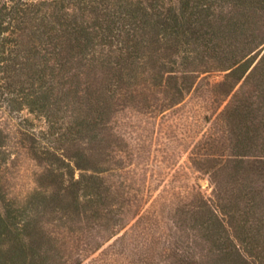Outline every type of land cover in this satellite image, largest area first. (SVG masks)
<instances>
[{
  "label": "trees",
  "instance_id": "obj_1",
  "mask_svg": "<svg viewBox=\"0 0 264 264\" xmlns=\"http://www.w3.org/2000/svg\"><path fill=\"white\" fill-rule=\"evenodd\" d=\"M214 74L187 158L210 196L117 187L125 112L163 115ZM2 110L26 114L39 171L9 193L0 129V264H264V0H0Z\"/></svg>",
  "mask_w": 264,
  "mask_h": 264
},
{
  "label": "rangeland",
  "instance_id": "obj_2",
  "mask_svg": "<svg viewBox=\"0 0 264 264\" xmlns=\"http://www.w3.org/2000/svg\"><path fill=\"white\" fill-rule=\"evenodd\" d=\"M219 79L218 74L209 76L208 81H201L183 104L155 118L149 119L146 109L138 112L129 109V112H125L123 119L115 124L114 140L122 134L118 132L121 125L122 130L128 134L131 144H134L137 155L129 156L124 146L120 148L123 153L114 149V168L117 170L115 176L122 174L124 178V180L115 178L117 187L121 180L125 186L150 189L151 200L162 195L172 197L178 190L186 193L192 188L199 190L206 197L210 196L208 178L193 172L187 158L194 141L208 128L203 118L217 110V104L212 103L208 95V87ZM25 117V113L0 111V129L3 131L9 153V161L4 168V184L9 193L17 197H22L35 188V179L39 171L36 162L27 152L28 141L18 131V124H21L22 128L29 127L28 123L22 121ZM34 125L37 129L40 126L36 121ZM120 156L123 159L121 165ZM121 166V170L117 169ZM134 177L135 180L132 181ZM136 181L138 182L135 183ZM150 204L145 206V210ZM162 211L157 212V222L164 228L161 220L165 218V222L170 224L172 217L163 212L161 219ZM162 230L166 231L165 234H173L169 229ZM170 258L167 257V262Z\"/></svg>",
  "mask_w": 264,
  "mask_h": 264
}]
</instances>
